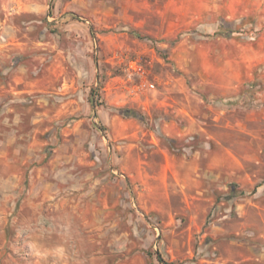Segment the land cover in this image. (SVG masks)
<instances>
[{
    "label": "rangeland",
    "instance_id": "rangeland-1",
    "mask_svg": "<svg viewBox=\"0 0 264 264\" xmlns=\"http://www.w3.org/2000/svg\"><path fill=\"white\" fill-rule=\"evenodd\" d=\"M226 1L0 0V264H264V0Z\"/></svg>",
    "mask_w": 264,
    "mask_h": 264
},
{
    "label": "crops",
    "instance_id": "crops-1",
    "mask_svg": "<svg viewBox=\"0 0 264 264\" xmlns=\"http://www.w3.org/2000/svg\"><path fill=\"white\" fill-rule=\"evenodd\" d=\"M189 1L190 4L192 3V0H185V5H186V2ZM188 3V2H187ZM240 3V0H227L225 2V5L224 7H226L227 9L231 10V12H235L237 10V5ZM186 7H190L189 5H186ZM197 156H198V153H194V159L190 160L189 163L191 164H196L197 162ZM222 158H220V160L218 161V159L216 160V163L214 164L215 168L218 169L219 168V172H221L223 170V162H222ZM201 168V167H200ZM195 169H197V167H195ZM240 204V203H239ZM238 207H241V205H238ZM239 218L240 219H244L245 217L247 218L249 215V212H247L246 210H240L239 212ZM244 217V218H243ZM259 259V258H258ZM240 262V261H239Z\"/></svg>",
    "mask_w": 264,
    "mask_h": 264
},
{
    "label": "built area",
    "instance_id": "built-area-1",
    "mask_svg": "<svg viewBox=\"0 0 264 264\" xmlns=\"http://www.w3.org/2000/svg\"><path fill=\"white\" fill-rule=\"evenodd\" d=\"M155 85L154 84H151V87H154Z\"/></svg>",
    "mask_w": 264,
    "mask_h": 264
}]
</instances>
